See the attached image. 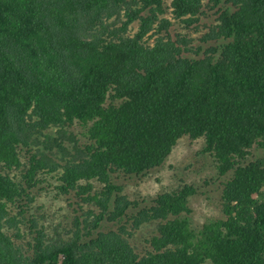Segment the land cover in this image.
<instances>
[{"label": "trees", "instance_id": "obj_1", "mask_svg": "<svg viewBox=\"0 0 264 264\" xmlns=\"http://www.w3.org/2000/svg\"><path fill=\"white\" fill-rule=\"evenodd\" d=\"M186 136L226 177L198 230L193 184L146 206L117 180ZM0 264H264V0H0Z\"/></svg>", "mask_w": 264, "mask_h": 264}, {"label": "rangeland", "instance_id": "obj_2", "mask_svg": "<svg viewBox=\"0 0 264 264\" xmlns=\"http://www.w3.org/2000/svg\"><path fill=\"white\" fill-rule=\"evenodd\" d=\"M179 30L182 31V28L179 27ZM202 30L203 28H200V31ZM199 35L200 33H196L195 37ZM82 131L83 128L78 125L73 128V132L78 135L81 141L85 142L87 139L81 135ZM203 146L202 138L190 140L186 136L176 143L170 156L161 167L150 170L145 175L131 178L119 175L118 183L123 184L124 193L129 199L143 202V205L146 206L158 193L171 191L184 184H193L197 191L189 198V206L192 210L189 222L194 230H198L205 222L223 217L221 191L222 183L226 178L219 175L213 156L200 153ZM254 152L256 155L262 154L260 150H254ZM249 158L253 159V157ZM39 203L46 205L40 211H43L45 215L44 224L51 234L56 227L59 231H62L63 227L68 229L74 199L61 200L60 198L51 201L49 198L43 197ZM69 203H73V205L68 206ZM153 233H156L155 226L142 225L131 238L132 245L137 251L144 254L150 248L147 240L152 237Z\"/></svg>", "mask_w": 264, "mask_h": 264}]
</instances>
